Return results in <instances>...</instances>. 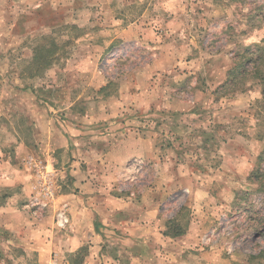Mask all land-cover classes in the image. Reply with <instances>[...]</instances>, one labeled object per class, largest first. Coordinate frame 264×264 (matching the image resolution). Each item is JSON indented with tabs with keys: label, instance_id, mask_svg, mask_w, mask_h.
Returning <instances> with one entry per match:
<instances>
[{
	"label": "rangeland",
	"instance_id": "obj_1",
	"mask_svg": "<svg viewBox=\"0 0 264 264\" xmlns=\"http://www.w3.org/2000/svg\"><path fill=\"white\" fill-rule=\"evenodd\" d=\"M243 56L264 73V0H0V208L55 236L86 208L67 264H264ZM14 235L0 219V264H39Z\"/></svg>",
	"mask_w": 264,
	"mask_h": 264
},
{
	"label": "crops",
	"instance_id": "obj_2",
	"mask_svg": "<svg viewBox=\"0 0 264 264\" xmlns=\"http://www.w3.org/2000/svg\"><path fill=\"white\" fill-rule=\"evenodd\" d=\"M20 212L17 199H12L1 207L0 219L3 221V228L15 234L14 236L18 234L17 240L20 242L18 245L24 248V252L28 250L36 252L39 264H46L52 254L60 257L59 264H67L62 257L75 252L82 246L84 237L82 218L88 214L86 208L79 206L72 208V234L56 236L53 235L49 222L43 224L30 222Z\"/></svg>",
	"mask_w": 264,
	"mask_h": 264
},
{
	"label": "trees",
	"instance_id": "obj_3",
	"mask_svg": "<svg viewBox=\"0 0 264 264\" xmlns=\"http://www.w3.org/2000/svg\"><path fill=\"white\" fill-rule=\"evenodd\" d=\"M256 62L257 60L253 61L252 57L243 56L241 58H238V61L236 63L237 68H235V71H236L237 77L239 78V82L244 81L247 78L248 73L253 74V77L251 78L259 80L263 88L262 95L264 97V73H261V71L258 70V65L256 66ZM252 70H253V73H251ZM176 230H177L176 233L171 234L172 237H177V236H181L182 234H184L183 229L177 228Z\"/></svg>",
	"mask_w": 264,
	"mask_h": 264
},
{
	"label": "built area",
	"instance_id": "obj_4",
	"mask_svg": "<svg viewBox=\"0 0 264 264\" xmlns=\"http://www.w3.org/2000/svg\"><path fill=\"white\" fill-rule=\"evenodd\" d=\"M41 178H43V177H41ZM43 191H44V195L48 196V199H50L52 201L53 200L52 193L50 191V188L48 186H46V184H44V186H43ZM58 219H59V223L61 225H63L66 222L65 214L64 213H60L58 215Z\"/></svg>",
	"mask_w": 264,
	"mask_h": 264
}]
</instances>
